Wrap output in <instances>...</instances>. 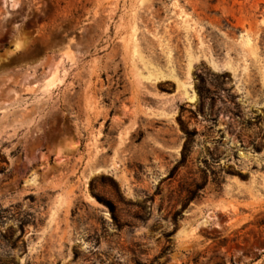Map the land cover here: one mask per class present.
I'll return each instance as SVG.
<instances>
[{
	"label": "rangeland",
	"instance_id": "374dc122",
	"mask_svg": "<svg viewBox=\"0 0 264 264\" xmlns=\"http://www.w3.org/2000/svg\"><path fill=\"white\" fill-rule=\"evenodd\" d=\"M136 262L264 264V0H0V264Z\"/></svg>",
	"mask_w": 264,
	"mask_h": 264
},
{
	"label": "trees",
	"instance_id": "16d2710c",
	"mask_svg": "<svg viewBox=\"0 0 264 264\" xmlns=\"http://www.w3.org/2000/svg\"><path fill=\"white\" fill-rule=\"evenodd\" d=\"M186 134H188L187 132H186ZM187 141H188V139H186V143H187ZM186 143H185V145H184V147H183V149H182V153H183V157H182V159H184L185 158V148H186ZM194 186V187H193ZM202 189H203V186H201V185H197L196 183H184L183 184V186H182V191L183 192H185V197H184V199H183V203H182V206H181V209H180V211H182L183 209H185V206L187 205V203L188 202H190V201H193V200H196V199H198L201 195H200V192L202 191ZM180 211H178V212H176L175 214H174V216H173V218H172V221H173V224H176V222H177V215L179 214V212ZM114 221H116V218H114ZM167 250V248L166 249H164L163 250V252L161 253V254H164V252ZM158 257H156L155 259H154V261L157 259ZM135 264H139L138 262H136Z\"/></svg>",
	"mask_w": 264,
	"mask_h": 264
}]
</instances>
